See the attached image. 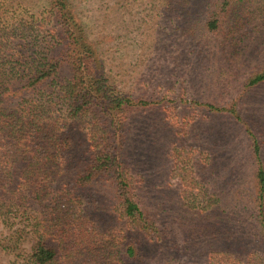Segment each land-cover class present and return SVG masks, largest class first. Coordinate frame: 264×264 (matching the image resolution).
I'll list each match as a JSON object with an SVG mask.
<instances>
[{"label": "trees", "instance_id": "1", "mask_svg": "<svg viewBox=\"0 0 264 264\" xmlns=\"http://www.w3.org/2000/svg\"><path fill=\"white\" fill-rule=\"evenodd\" d=\"M33 8L24 0H0V255L7 258L0 264H264L260 142L244 130L252 167L253 235L243 231L244 220L238 222L236 213H216V195L196 176L180 173L187 228L180 243L168 239L142 207L114 146L126 117L152 105L118 93L69 0H44L36 15L30 14ZM206 9L200 29L221 37L224 53L248 32L264 41V0H211ZM62 66L68 78L50 99L30 104L21 96L44 83L53 88ZM262 82L264 66L242 87ZM54 96L59 114L52 113ZM18 97L28 103H14ZM205 107L234 116L232 108ZM83 119L87 133L73 135L66 124L77 123L79 130ZM76 139L79 145L86 142L78 151L71 149ZM173 169L183 172L184 166L178 162ZM166 251L170 258L163 261Z\"/></svg>", "mask_w": 264, "mask_h": 264}, {"label": "rangeland", "instance_id": "2", "mask_svg": "<svg viewBox=\"0 0 264 264\" xmlns=\"http://www.w3.org/2000/svg\"><path fill=\"white\" fill-rule=\"evenodd\" d=\"M24 1L34 7L30 11L34 15L44 3ZM210 1L69 0L118 93L152 105L126 117L121 141L115 140L114 146L121 152V165L130 173L142 207L159 221L157 227L168 239L178 243L185 238L188 219L180 206L185 192L180 173L196 176L201 187L216 195L220 217L236 213L238 222L244 220L243 231L250 237L255 232L252 167L244 130L260 142L264 162V82L248 89L242 83L264 66V41L248 32L231 53H224L222 38L204 35L200 29ZM54 78L53 88L44 83L21 96L30 104L50 99L67 80V67L62 66ZM21 99L15 98L14 103ZM51 101L52 113L59 114L56 96ZM207 104L232 108L237 120L230 114L209 112ZM82 121L84 130H78L77 123L66 126L73 135H84L88 124ZM78 142L73 140L72 150L86 145L84 140ZM178 162L183 172L174 171ZM103 217L107 222V215ZM162 257L167 261L170 252ZM6 260L0 255V263ZM156 260L162 261L158 256Z\"/></svg>", "mask_w": 264, "mask_h": 264}]
</instances>
